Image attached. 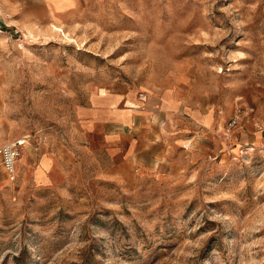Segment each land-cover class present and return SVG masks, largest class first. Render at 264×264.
Returning a JSON list of instances; mask_svg holds the SVG:
<instances>
[{
    "label": "rangeland",
    "instance_id": "374dc122",
    "mask_svg": "<svg viewBox=\"0 0 264 264\" xmlns=\"http://www.w3.org/2000/svg\"><path fill=\"white\" fill-rule=\"evenodd\" d=\"M113 82L212 120L113 160L79 114ZM28 135L16 180L0 158V264H264V0H0L1 144ZM42 148L74 158L52 183Z\"/></svg>",
    "mask_w": 264,
    "mask_h": 264
},
{
    "label": "crops",
    "instance_id": "0c3cea01",
    "mask_svg": "<svg viewBox=\"0 0 264 264\" xmlns=\"http://www.w3.org/2000/svg\"><path fill=\"white\" fill-rule=\"evenodd\" d=\"M102 89L106 93H102L101 88L94 92L89 104L82 107L79 114L87 120L90 134L99 137L108 147L113 160L133 161L141 167H145V161L157 163L168 145L164 139L165 129L160 124L164 118L178 115L205 125L213 117L210 108L191 106L187 98L183 99L172 91H164L161 95L148 93L143 100L138 91L120 82ZM91 148L96 149V146L92 144ZM72 159L69 149L50 153L42 148L33 176L44 183H52L51 171L66 172Z\"/></svg>",
    "mask_w": 264,
    "mask_h": 264
},
{
    "label": "built area",
    "instance_id": "2783aa9c",
    "mask_svg": "<svg viewBox=\"0 0 264 264\" xmlns=\"http://www.w3.org/2000/svg\"><path fill=\"white\" fill-rule=\"evenodd\" d=\"M30 141V135L5 143L0 148V155L5 174L10 180H16L18 175V159L21 149Z\"/></svg>",
    "mask_w": 264,
    "mask_h": 264
},
{
    "label": "bare ground",
    "instance_id": "6f19581e",
    "mask_svg": "<svg viewBox=\"0 0 264 264\" xmlns=\"http://www.w3.org/2000/svg\"><path fill=\"white\" fill-rule=\"evenodd\" d=\"M102 93H105L104 90H102Z\"/></svg>",
    "mask_w": 264,
    "mask_h": 264
}]
</instances>
